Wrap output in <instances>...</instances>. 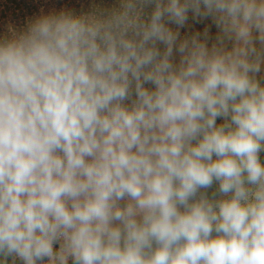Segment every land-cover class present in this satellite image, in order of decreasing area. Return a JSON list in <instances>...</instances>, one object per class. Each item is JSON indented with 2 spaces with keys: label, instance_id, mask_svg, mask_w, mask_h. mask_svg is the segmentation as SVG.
Wrapping results in <instances>:
<instances>
[{
  "label": "clouds",
  "instance_id": "clouds-1",
  "mask_svg": "<svg viewBox=\"0 0 264 264\" xmlns=\"http://www.w3.org/2000/svg\"><path fill=\"white\" fill-rule=\"evenodd\" d=\"M261 152L264 0L0 31V264H264Z\"/></svg>",
  "mask_w": 264,
  "mask_h": 264
},
{
  "label": "trees",
  "instance_id": "trees-1",
  "mask_svg": "<svg viewBox=\"0 0 264 264\" xmlns=\"http://www.w3.org/2000/svg\"><path fill=\"white\" fill-rule=\"evenodd\" d=\"M93 6L110 9L118 7L119 0H0V31L9 24L23 27L28 19L53 11L71 10L75 14H86L92 10ZM148 11H151V7ZM169 27L176 28L175 25H169ZM205 27L209 28V35L214 38L217 28L212 19L208 18L196 23L192 18V13L189 12L186 26L179 30L181 38L195 32L203 33ZM209 46H211V41H209ZM176 59L178 62L179 57L177 56Z\"/></svg>",
  "mask_w": 264,
  "mask_h": 264
},
{
  "label": "rangeland",
  "instance_id": "rangeland-1",
  "mask_svg": "<svg viewBox=\"0 0 264 264\" xmlns=\"http://www.w3.org/2000/svg\"><path fill=\"white\" fill-rule=\"evenodd\" d=\"M222 123H223V120H222V119H218V120H217V124H218V125H219V124H222ZM259 155H260L261 163H264V152H261ZM214 159H215V157H214ZM217 187H218V184H217V183H214V184H213V187H212L211 189L208 190L209 195H210L211 192L214 191ZM215 235H216V234L213 233V236H215ZM55 247L58 248L59 245L57 244V245H55ZM17 264H20V262L17 261ZM69 264H72V261H71V260L69 261Z\"/></svg>",
  "mask_w": 264,
  "mask_h": 264
}]
</instances>
